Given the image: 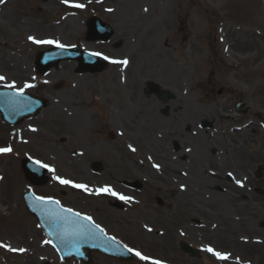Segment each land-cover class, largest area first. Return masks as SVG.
<instances>
[{"label": "rangeland", "instance_id": "1", "mask_svg": "<svg viewBox=\"0 0 264 264\" xmlns=\"http://www.w3.org/2000/svg\"><path fill=\"white\" fill-rule=\"evenodd\" d=\"M77 1L86 7L0 3V86L28 82L34 87L26 90L49 101L15 129L0 117V147H17L0 154V242L27 250L0 248V264H83L61 261L44 243L23 202L27 189L60 199L66 191L65 205L164 264H264V0ZM91 3L112 10L100 14L116 29L105 45L84 39ZM29 36L84 45L108 57L110 67L80 75L76 62H63L40 76L35 55L53 44ZM123 59L126 66L112 62ZM239 99L250 106L247 115L235 112ZM115 113L125 116V130L113 124ZM26 156L55 168L49 186L28 183L20 164ZM105 186L132 199L95 192ZM181 239L200 247L203 259L184 254ZM209 245L230 258L217 260L204 250ZM92 264L150 262L94 253Z\"/></svg>", "mask_w": 264, "mask_h": 264}, {"label": "water", "instance_id": "2", "mask_svg": "<svg viewBox=\"0 0 264 264\" xmlns=\"http://www.w3.org/2000/svg\"><path fill=\"white\" fill-rule=\"evenodd\" d=\"M87 26L88 40L108 41L114 35L112 27L109 24H105L98 18L93 17L89 19ZM64 60H77L79 63V67L77 69L78 73L101 72L108 67L107 62L103 58L84 51L81 48L58 47L38 53L35 62L36 69L39 73L44 74L52 67L58 66V64ZM10 92L11 91L8 89H0V112L2 113L3 119L10 123L19 124L27 116L35 115L42 107L47 106V102L44 100L34 99L27 95H24L26 99L21 104L10 103L9 99L11 98L7 95ZM236 110L239 114H246L249 107L246 103L240 101L236 105ZM22 168L26 178L33 184L43 185L47 182L46 169L40 167V165H37L35 162L23 160ZM35 198L36 197L30 193H26L24 195L27 209L39 220L41 227L51 238L55 249L59 252L63 260L68 261L72 257H75L83 261L85 264H91V253L93 252L107 254L124 261L132 259L130 252H128L120 243H114L108 240L107 237L109 236L102 239L90 238L87 243L81 242L75 247L71 244L62 242L55 234V230L51 226V220L45 211V207L51 209L53 206L39 205L37 204ZM85 223L88 222L85 221ZM97 236L99 237V233H97ZM179 246L183 252L187 253L191 257L202 259L200 249L193 247L188 242L180 240ZM84 249H87L88 253H84Z\"/></svg>", "mask_w": 264, "mask_h": 264}, {"label": "snow or ice", "instance_id": "3", "mask_svg": "<svg viewBox=\"0 0 264 264\" xmlns=\"http://www.w3.org/2000/svg\"><path fill=\"white\" fill-rule=\"evenodd\" d=\"M5 0H0V3H4ZM63 3L68 4L69 0H62ZM75 7L83 8V4H76L74 5ZM108 11H112L111 9H108ZM147 11V9H145ZM28 40L35 43V44H55L58 47H65L64 45L60 44L59 41L56 40H39L34 36H29ZM93 55H101L100 53H94ZM105 59H108V57H105ZM113 63L116 64H121V65H127L129 61L127 59L123 60H113ZM6 79L5 76L0 75V81H4ZM7 88L13 89L14 91L8 93L7 95L11 98V102L15 104H21L24 102L26 99L24 97V92L25 89L32 88L34 87L33 84L25 82L22 87H17L15 82L13 81L12 83H9L6 85ZM33 132L36 131L35 128L31 129ZM128 147L135 152L136 149L132 145H128ZM13 151L11 146L7 147H0V154H6V153H11ZM151 159V157H149ZM35 163L37 165H40L42 168H46L49 171H52L55 173V168L50 167L48 164L42 163L40 160H36ZM154 168L157 170L160 169L159 164H153L152 165ZM231 176L232 173H229ZM55 180H57L60 184L62 185H70L73 188L77 189H82L85 192H92L93 189L89 188L85 184L81 183H76L73 180L70 179H65L61 176H55L53 177ZM235 183L237 185H240L243 187V181L241 180H236ZM184 186L181 185V188ZM95 192L97 194L99 193H106L108 195L118 197L121 200L129 201L132 198L128 196H124L121 193H118L114 191L110 186H105L103 188H98L95 189ZM37 204L42 205V206H48L51 205L53 206L51 209L45 207V211L47 215L49 216V219L51 220V226L55 230V234L57 237L64 243L71 244L73 247H75L77 244L83 242L87 243L90 238L95 239V238H104L106 237V233L103 228H101L100 225L96 224L91 216H85L82 215L81 213L74 212L73 209L71 208H64L60 205V202L58 200H55L52 197H36L35 198ZM88 222V223H85ZM151 231V229H148ZM97 233H99V237L97 236ZM108 240L114 242V243H119L116 241V237H107ZM44 243L51 244V240H46ZM123 247L130 253H134L136 257H138L140 260L145 261V262H150V264H164L163 261L154 259L150 256L144 255L140 251L129 248L127 245H123ZM0 248H5L8 251L11 252H19V253H24L27 250L24 248H14L8 243L0 242ZM78 250V249H77ZM206 252L211 253L212 256H214L217 260L220 261H227L230 258V253L227 252H220L215 250L211 245L205 247L204 249Z\"/></svg>", "mask_w": 264, "mask_h": 264}, {"label": "flooded vegetation", "instance_id": "4", "mask_svg": "<svg viewBox=\"0 0 264 264\" xmlns=\"http://www.w3.org/2000/svg\"><path fill=\"white\" fill-rule=\"evenodd\" d=\"M161 6L164 7V4H162ZM164 8H163V11H164ZM89 10L91 11V13H90L89 16H91V15H97V16H99V17L102 18V16H100V14L102 12L107 13L108 12V7L105 6V7H103V9H100L96 4L91 3V5L89 7ZM103 20L106 21L105 18H103ZM135 39H136V41H134V42L135 43H138V37L137 36H136ZM145 65H148V64H145ZM201 88H202V90H205V88H206V82L205 81L203 82V85H202ZM94 115H95L94 113L91 114V115H88L89 120H92L94 118ZM114 116L117 117V119H116L117 121H113V124L114 125H117V128H120L121 130H125L126 129V119H125V116L122 115V114H118V113H115ZM27 121L28 120H26L25 122H27ZM25 122L23 124H25ZM9 126L12 127V128H14V129L16 128L15 126H12V125H9ZM114 139H115V136H114ZM60 194L62 196V199L67 197L66 192L60 191Z\"/></svg>", "mask_w": 264, "mask_h": 264}]
</instances>
